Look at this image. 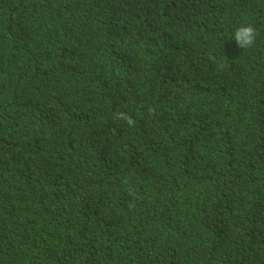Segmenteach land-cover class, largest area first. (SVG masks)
I'll return each instance as SVG.
<instances>
[{
    "label": "trees",
    "instance_id": "16d2710c",
    "mask_svg": "<svg viewBox=\"0 0 264 264\" xmlns=\"http://www.w3.org/2000/svg\"><path fill=\"white\" fill-rule=\"evenodd\" d=\"M0 264H264V0H0Z\"/></svg>",
    "mask_w": 264,
    "mask_h": 264
},
{
    "label": "clouds",
    "instance_id": "9594fccd",
    "mask_svg": "<svg viewBox=\"0 0 264 264\" xmlns=\"http://www.w3.org/2000/svg\"><path fill=\"white\" fill-rule=\"evenodd\" d=\"M257 35V30L252 24H241L233 31L232 39L236 41L238 47L248 49L255 44ZM209 58L215 59L211 54ZM149 111L152 112L153 110L149 109ZM115 116L117 119L124 120L129 127L134 126L136 123V121L125 112H117Z\"/></svg>",
    "mask_w": 264,
    "mask_h": 264
}]
</instances>
